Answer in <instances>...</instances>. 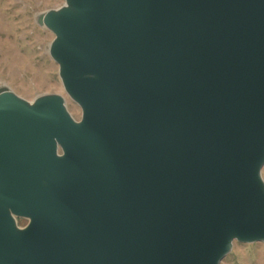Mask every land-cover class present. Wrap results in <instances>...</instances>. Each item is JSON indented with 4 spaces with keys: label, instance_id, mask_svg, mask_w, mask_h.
<instances>
[{
    "label": "water",
    "instance_id": "1",
    "mask_svg": "<svg viewBox=\"0 0 264 264\" xmlns=\"http://www.w3.org/2000/svg\"><path fill=\"white\" fill-rule=\"evenodd\" d=\"M39 22L82 117L0 88V264L264 242V0H66Z\"/></svg>",
    "mask_w": 264,
    "mask_h": 264
},
{
    "label": "rangeland",
    "instance_id": "2",
    "mask_svg": "<svg viewBox=\"0 0 264 264\" xmlns=\"http://www.w3.org/2000/svg\"><path fill=\"white\" fill-rule=\"evenodd\" d=\"M66 0H0V88L7 87L32 102L46 94L65 97L76 120L82 109L65 90L59 64L50 54L55 33L39 22V17L58 9ZM264 177V167L262 171ZM25 227L29 220L18 218ZM221 264H264V242L234 241Z\"/></svg>",
    "mask_w": 264,
    "mask_h": 264
}]
</instances>
